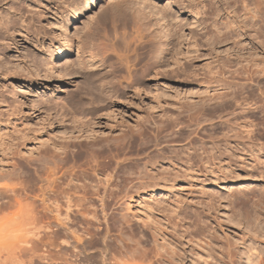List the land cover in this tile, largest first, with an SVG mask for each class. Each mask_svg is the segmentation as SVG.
<instances>
[{"label": "rangeland", "instance_id": "rangeland-1", "mask_svg": "<svg viewBox=\"0 0 264 264\" xmlns=\"http://www.w3.org/2000/svg\"><path fill=\"white\" fill-rule=\"evenodd\" d=\"M88 1L0 0V168L10 174L9 179H0V189L5 187L0 201L14 203L0 213V264H244L249 249H264V242L254 238V233L263 238L264 223L262 230L252 227L255 222L248 227L231 203L238 190L254 189L264 198V76L258 68L264 66L260 64L264 38L259 21L251 27L244 14L253 4L180 0L198 7L200 20L217 21L219 29L229 19L246 26L239 36L236 28L221 43L209 42L212 39L201 29L199 49L182 60L185 65H180V71L170 73L178 67L175 64L156 71L159 81L168 83L163 95L155 96L156 87L143 81L123 92L118 87L110 101L100 91L104 66L90 63L83 67L76 44L91 18L108 11L116 0H99L93 8L87 7ZM155 1L159 6L167 4V0ZM210 8L219 10L214 20L211 14L207 16ZM76 11H80L77 23L73 19ZM155 19L162 22L157 16ZM102 22L110 26L108 16ZM127 25L125 37L130 39ZM118 26L121 30L123 24ZM188 37L186 42L190 34ZM63 49H72L74 54L71 64L61 69L53 60ZM107 62L116 66L117 75L123 73V67L118 70L122 65L117 57L109 54ZM252 62L260 65L253 68ZM255 68L259 72L254 74ZM27 77L34 86L25 81ZM131 132L136 137L134 144L126 145L123 152L113 149L114 159L110 156L108 168L95 177L87 176V165L73 158L62 162L60 171L55 169L57 176L68 173L62 175L60 187L67 183L64 188L68 191L71 181L68 192L76 191L72 197L79 200L71 197L76 202L70 204L66 226L56 231V223L51 222V234L47 217L54 221V216H47L44 208L56 204L65 211V195L52 198L45 191L46 165L53 166V162L44 160L45 168L42 160L28 164L23 156L45 147L52 150L68 144L71 148L72 142L88 141L92 136L117 140ZM8 146L10 150L20 148V155L25 152L23 159L13 157ZM106 177L108 198L101 196L102 188L98 196L84 198L80 185L91 182V188L97 189L96 180ZM20 206L23 212L17 214ZM81 242L86 244L84 251ZM229 246L232 262L226 254Z\"/></svg>", "mask_w": 264, "mask_h": 264}, {"label": "bare ground", "instance_id": "bare-ground-1", "mask_svg": "<svg viewBox=\"0 0 264 264\" xmlns=\"http://www.w3.org/2000/svg\"><path fill=\"white\" fill-rule=\"evenodd\" d=\"M179 1L180 0H177V1L176 0H167L166 1V3H167L166 5L159 6L155 0H139V1H136V0H116V3L115 4L113 3L114 6L112 5V7L108 8V11L107 10H104L98 17L96 16V18L94 17V19L91 18L92 20L89 21V25L90 26L78 38V41H77V44H76V48H77V51L78 52H76V53H78L79 57L82 58V63L81 64L83 65V67H86V68L87 67H90L89 66L90 63H92L93 66L94 65H99V64L101 66L102 65L104 66L103 68H105V71H104V73L102 71V74H104V75L102 76V80L100 82L101 83L100 91H101V94H102L103 98H108V100L111 101V97L112 96H115L113 94L116 93L117 91H119L118 90L119 88H120V91L122 90L121 92H123V89L124 88H126V89L133 88V87L137 86V84H139L140 82H143V81L150 82V84H152L151 86L154 85L156 87V89H155L156 90V93H155L156 95L155 96L163 95V93L166 92L165 91V89H166L165 87L167 86L168 83H166V81L165 82L159 81V73H157L156 71L158 69H161V68L163 70L164 69L163 67H168V68L170 67L171 68V67H173L172 65H174V64L177 65L178 67L176 66L177 67V68L175 67L176 69H173V68L170 69L169 68L170 69L169 70L170 73L176 72L178 69L180 71V68H181L180 65H185V63H183L182 60L185 59V58H188L189 56L191 57V55L194 54V53L196 54L197 50L199 49L198 36L201 35L199 33V31L201 29L204 30V34H208L209 35V38H210L209 40L212 39V41H209V42H211V43H217V42L221 43L223 40L226 41L229 37L231 38V36L233 35V32L236 33V30H235L236 28H238V31H239V32H237V35L236 36H239L240 32L242 31L241 28L246 26L244 22H242V23L240 22L241 24H239V23L236 24L237 21L235 22L234 20H230L229 19L225 24L223 23L224 26L221 25L223 27V29H219V27H220V26L218 27V24L219 23L217 24L216 23L217 21L215 22V20H214L215 19L214 17L219 14V10L218 9H215V10L214 9H211V8H210L211 10L209 9L210 10V13H208L207 16H209V14H211L212 17L214 16L213 18L211 17L214 21H211L210 23H208L209 21L206 22L204 19L200 20V18H201L200 17L201 11L198 10V7H196L195 5H193L191 3H183V1H180L181 2L180 3ZM232 1L234 2L235 5L238 4V3H240V4L246 3V5L253 4V6H254L253 9L243 8V9H247V10L244 11L245 18L248 20V22H250L251 27L255 24V22H258L259 21V25H260L259 28H260V31H261L259 33H261V35L264 38V0H232ZM98 2H99V0H89L88 3H87V7L88 8H93L94 6H96V4ZM243 6H245V4ZM247 7H249V6H247ZM240 8L242 9V7H240ZM212 14H214V15H212ZM233 15H234V13H233ZM79 16H80V11H76L74 13V15H73V19H74V22L75 23L78 22V17ZM107 16H108V22L110 23V26L109 27H108V23H103L102 22L103 20L106 19ZM156 16L159 17L160 18L159 21L161 20L162 22L155 21L156 20L155 19ZM182 17L185 18L186 20L185 21L184 20L182 21V19H181ZM163 20H165V21L163 22ZM118 23L119 24H123V27H122L123 30L121 29L122 32L119 29ZM128 23L130 24V33H131L132 37H130L131 35L129 37H130V39L132 38L131 39L133 41L132 43H131V40L128 39V36H127V39L128 40L125 37L126 36L125 31L127 29V26H128L127 24ZM201 25H202V27L199 28ZM256 30H258V29L256 28ZM210 31H211V33H210ZM212 31L214 32V34H213ZM189 34H190V39H189L188 42H191V43L190 44H187L188 42H186V40H187V38H189L188 37ZM76 37H78V36H76ZM234 38H235V36H234ZM174 40L176 41L175 42L176 44H173L172 43V42H174ZM201 41H202V39H201ZM67 42H69V41H67ZM169 45H171V48L168 47ZM263 45H264V43H263ZM72 54H74L72 52V49H63L62 51H60L55 56V58L53 60V65L54 66H57L58 65V67L61 68V69L63 67L69 66L71 64V58H70V56H72ZM109 54L112 55V56L114 55L115 57H117L120 65H122L121 67L119 66L120 69H118V70H121V68L123 67L122 68V70H123L122 71L123 72L122 74L120 73L119 75H117L116 72H118V71H116L117 69L115 70V67L116 66L113 65L112 62L111 63H108L107 62V64H105L106 58H108V55ZM180 56H181V58H180ZM114 61H116V59ZM228 61H229V59H228ZM249 61H251V60H249ZM186 62H188V61H186ZM222 62H223V60H222ZM262 62L264 64V58H263V56L261 58V63L260 64H262ZM253 64H251V65H253ZM260 64H254L252 67L254 68L255 65L258 66ZM232 65H235V64H232ZM210 66H212V65H210ZM24 68H25V66H24ZM256 68H255V70H253L254 74L256 72L258 73L260 71V72H262V75L264 76V66H262L261 68L259 66L258 67L259 68V71H257L258 69L256 70ZM209 69H208V72H209ZM251 69H250V74L251 73L253 74V72L251 71ZM164 71L167 74L169 73L166 70H164ZM181 71H184V67H183V69ZM210 71H212V70H210ZM246 71H245V73H246ZM59 73L62 74L63 77L66 75V74H64V71H60ZM179 73H182V72H179ZM161 74H162V72H161ZM182 74H184V73H182ZM231 75H232V73H231ZM241 75H242V73H241ZM253 75H251V76H253ZM262 75H261V77H262ZM262 78H264V77H262ZM25 81L28 84L33 85L32 82L30 81V79L28 77L26 78ZM206 85H208V84H206ZM45 88H47V87H45ZM112 92H114V93H112ZM90 94H92V93H90ZM223 95H224V93H223ZM114 99H116V98H114ZM164 126H166V125L164 124ZM131 133H129L130 135H128V134L126 135V134L122 133V135L124 134L123 137L122 138L121 137L118 138L119 136L118 137L116 136L117 137V140L114 139L115 137L112 138V136H110L111 138L110 137H108V138L107 137H105V138L102 137V139H101V137H100V139H98V138L92 136V139L91 140H88V141L87 140L86 141H82L81 140V141H77V142L76 141L72 142V145H71L72 147L71 148H70V146L68 144L65 145V146H62L63 148L58 146V148L56 147L57 149H55L54 148L55 146H54V147H52V150L51 149L48 150L45 147V149L43 148V151H42V149H40L41 151H36L37 152L36 154H31V153H28L27 154L26 153L27 154V155L25 154L26 157H25V155L23 156V154L25 152L23 154L21 153V155L24 157V160L28 164L36 163V161L39 162L41 160H42V162H41L42 164H44V162H45L44 160H47V162H45L47 164L50 161L53 162V166H52V163H51V166H48V165H50V163L48 165H46L47 166V169H45V171L47 170L46 171L47 173H45V174H46V181H47V184L46 185H47V187H46L45 191L48 193L49 196L52 195L53 196L52 198H54L56 196V198L58 197V199H59L60 196L65 195L64 198H66V200H64V202H65V205H66V207H65L66 210L65 211H64V209L61 210L62 207H60V205H56V204L54 206H52L51 208L49 206H47V207L45 206L46 208L43 207L44 209H46L45 212L47 213L46 214L47 216H50V215L51 216L52 215L54 216L53 217L54 218V221H51V218L46 216L47 219L48 218L50 219V221H49V219L47 220V222H48L47 229H48L49 232L51 231L50 232L51 234L53 233V231H52L53 225L51 224V222L52 223H56V229H55L56 231H61L63 227L61 228V230L59 228L61 226H66L65 225L66 220L64 221V219L68 216L67 214L69 212V209L71 208V205L70 204L73 203V201L75 199L77 200V197H72V195H74V192H76V191H73V194L72 195L69 193L70 190H71V186H72V185H70V183H72L71 181L68 183V185L70 186L69 187L70 189L68 190L69 192L64 188L67 183L64 185V187H60V184L63 182V181H60V179L62 178V175L63 174L65 175V173H66L65 172V173H62L61 176H57L58 175L57 172L59 173V171L61 170L60 167L62 166V164L65 161L68 162L70 158L76 159V161L79 160V162L81 161L83 164H86L87 165V169L89 170V172L88 171L85 172V173H87L86 175L87 176H90V175H93L94 174L93 177H95L96 176L95 175L96 172H98V171H103L104 172L105 168H108V166H109L108 164L110 163V160L113 158V156H111V152L113 151V149H116L117 151H118V149H121V151H122V149H125L126 148L125 147L126 145H128V144H131V145L134 144V142L136 141V137H135V135L133 133L132 134ZM13 148H14L13 149L14 151L13 150H10V147L8 148L9 151H10V153H11V155H13V157L14 156H17V157H21L22 158V156L20 155V152H19V149L20 148L19 149L17 148L18 151L15 150L16 149L15 147H13ZM59 148H62L61 149L62 151ZM8 149H7V151H8ZM5 151H6V149H5ZM44 154H46V155L44 156ZM115 154H114V156H115ZM110 156L112 158H110ZM7 157H10V155L7 156ZM14 160H16V163H17L18 159H15L14 158ZM76 161L74 160L72 162H76ZM18 162H20V161H18ZM56 162L58 164H60V165H57ZM69 162H71V159H70ZM8 163H11V162L9 161ZM82 163H80V164H82ZM0 164H3V162L2 163L0 162ZM13 164H15V163H13ZM34 165H36V164H34ZM38 165H40V164H38ZM15 166H17V165H13V167H15ZM18 166H21V165H18ZM18 166L16 168L19 169ZM44 166H45V164H44ZM46 166H45V168H46ZM55 169L56 170H59V171L56 172ZM63 171H65V170H63ZM83 171H86V170L84 169ZM6 172H7V169H5V167H4V169L3 168L2 169L0 168V179H3V178H5L8 175H9L8 177H10V174L9 173H6ZM68 172H72V171L70 170ZM54 174H57V175H54ZM66 174H68V173H66ZM69 175H70V173H69ZM11 176H12V173H11ZM65 177H67V176H65ZM7 179H9V178H7ZM98 179L96 180L97 183L94 185V186L97 187V189H94L95 188L94 186H93L94 188H91L92 187L91 182H84L83 185H80L81 188H82V190H83V196H84V198H85V196L87 198H90L91 195H94V194H96V196H98L100 194V191H101L100 189L101 188L103 189V192L102 193L104 194V195H101V196H103V197L105 196L106 198H108V195H109V193L107 191L108 190V188H107L108 187V181H109L108 177H106L104 181H103V179L102 180L101 179L98 180ZM21 180H23V179H21ZM88 180H91V179H88ZM3 188H5V187H3ZM3 188L0 189V193L1 194L2 193H5V191L2 192L4 190ZM5 190H7V189H5ZM253 190L250 191V192L249 191H243V190H240L239 191L238 190L237 193H233L232 194L233 198L231 200L232 208H234L236 206L238 207L237 209H235L236 210L235 213H237V215L239 216V218L242 217L246 221V224H247L248 227L251 226L252 222H255V225H252V227L255 229L257 226H260L261 227V230H262L263 229V223H264V212H263L264 211V198L261 197L260 195H258L259 193H257L256 191H253ZM6 194H8V192ZM87 194L89 196H87ZM75 196H77V195H75ZM71 197L72 198H75V199L73 200V199H71ZM103 197L101 198V200H103ZM9 198H10V196H9ZM60 198H62V197H60ZM76 200H75V202H76ZM82 200L85 201L84 199H81L80 201L82 202ZM56 201H57V199H56ZM90 201H91V199H90ZM211 201L212 200H210V203H211ZM12 202L13 201H10L9 202L8 200H4L2 202L0 201V213L5 208H8V206L13 205L14 203H12ZM85 202H87V201H85ZM103 202H105V201H103ZM55 203H57V202H55ZM103 204H105V203H103ZM61 206H62V204H61ZM213 206H214V204H213ZM13 207H15V206H13ZM105 208H107V207H105ZM105 208H102V211H105L106 210ZM82 209L85 210L84 208H82ZM20 211L23 212V210L21 209V206L19 208V211H16L17 214ZM29 211H30V213H31V211L33 212L32 209L31 210L29 209ZM63 211L66 212V216L64 218L62 216H60V215H62L61 212L63 213ZM76 212L78 214V210ZM33 214H34V212H33ZM89 223H90V221H89ZM54 226H55V224H54ZM55 234L52 235V236H55ZM254 238H256L258 240V242H264V236H263V238L262 237L259 238V236H257L256 233H254ZM48 239H50L48 241L49 242L48 244H50L51 242L53 243V241L51 240V238L49 236H48ZM79 239H80V237H79ZM87 240H89V239H87ZM228 240H227V242H230ZM52 243H51V245H52ZM58 243H59V241H58ZM81 243L82 244L81 245L79 244V245L82 247L81 249H83V251H84L86 244L83 243V242H81ZM55 244H56V242H55ZM226 244H228V243H226ZM77 245H78V243H77ZM48 246H50V245H48ZM80 246H79V248H80ZM230 246H231V244H230ZM230 246L228 248V252L227 253L225 252V253L228 255L227 258H229L230 261H231V260H233L232 257H234V256L232 255V252L230 251V249H231ZM255 248H257V247H254L253 249L255 250ZM63 249L60 250V251H63ZM77 249H78V246H77ZM257 249L255 251H253L252 249H249L248 252L245 253L246 256H245V260H244L245 263L244 264H264V249L262 247H260V246H258ZM68 251H69V249H68ZM132 254H134V253H132ZM226 254H225V256H226ZM208 256H210V255H208ZM65 257H67V255ZM202 257H203V255H202ZM134 258L135 257H133V259ZM204 258H206V257H204ZM133 259H130V260L133 261ZM127 260H128V258H127ZM208 260L209 259H207L206 261H208ZM211 261H212V259H211ZM122 262H124V261H122ZM208 262H210V261H208ZM116 263H118V262H116ZM135 263H137V262H135ZM126 264H128V263H126ZM138 264H140V263H138ZM208 264H211V263H208Z\"/></svg>", "mask_w": 264, "mask_h": 264}]
</instances>
